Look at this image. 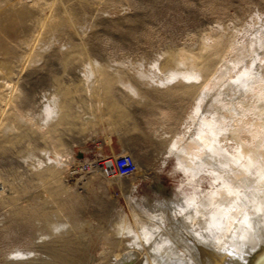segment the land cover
I'll return each instance as SVG.
<instances>
[{
	"label": "rangeland",
	"instance_id": "1",
	"mask_svg": "<svg viewBox=\"0 0 264 264\" xmlns=\"http://www.w3.org/2000/svg\"><path fill=\"white\" fill-rule=\"evenodd\" d=\"M31 1L0 3L26 9ZM42 2L33 24L0 26V264H156L161 196L181 197L173 206L194 215L216 182L211 169H179L182 144L218 106L200 99L203 88L193 97L170 92L204 79L185 82L196 67L168 57L207 58V82L228 69L220 100L248 102L264 73V0ZM102 73L116 82L97 100L92 81ZM64 94L68 118L56 122ZM224 143L231 155L236 144ZM122 154L145 174L105 178L97 161Z\"/></svg>",
	"mask_w": 264,
	"mask_h": 264
},
{
	"label": "bare ground",
	"instance_id": "2",
	"mask_svg": "<svg viewBox=\"0 0 264 264\" xmlns=\"http://www.w3.org/2000/svg\"><path fill=\"white\" fill-rule=\"evenodd\" d=\"M5 3H0V26L7 25V31H15L16 22L33 24L32 18L35 20L34 17L39 11L36 6L43 5L42 0H34L26 9H18L16 4L14 6ZM64 16L65 19L56 23L59 30L70 21L66 12ZM1 43L0 40V45ZM218 44V40L212 42V46ZM173 59L196 67L194 75H182L185 82L198 78L204 80L197 86L193 83L191 86H172L170 92L193 97L203 88L207 94L203 92L200 99L208 97L213 105L218 106L214 118H203L200 121L199 128L204 129L195 138L182 144L178 155L179 169L188 175L193 171L199 172L201 168L211 169L216 182L208 198L197 205L194 215L185 217L173 206L174 199L181 200L179 196H161L158 202L155 200L162 226L161 239L159 244H155V248L163 253L156 264H169L167 261L171 256L176 258L173 264H264V73H260L259 79L254 78L255 82L245 92V98L250 100L232 105L220 100V97L225 99L227 96L219 90L220 82L225 78L228 69L219 72L207 82L211 72L207 58L191 54L168 57V60ZM235 61L239 59L236 58ZM101 76L100 82L96 79L92 81L94 85L91 91L97 100L107 97L116 82L108 74L102 73ZM56 108V122L68 118L65 94L56 103ZM234 112L238 113L232 115ZM230 140L236 144L231 155L224 143ZM177 145L179 142L174 140L171 148L175 149ZM46 171L52 173L49 167ZM144 174L136 166L134 175L142 177ZM102 175L104 176L103 173ZM152 183L147 188L149 191L158 187V182ZM152 202V199L146 198L148 207ZM196 217L198 219L193 223ZM174 247L181 249V253H176ZM123 255L125 262L131 261L129 253Z\"/></svg>",
	"mask_w": 264,
	"mask_h": 264
},
{
	"label": "built area",
	"instance_id": "3",
	"mask_svg": "<svg viewBox=\"0 0 264 264\" xmlns=\"http://www.w3.org/2000/svg\"><path fill=\"white\" fill-rule=\"evenodd\" d=\"M97 166H99L105 178L127 179L133 176L136 171V163L129 154L102 157L97 161Z\"/></svg>",
	"mask_w": 264,
	"mask_h": 264
},
{
	"label": "water",
	"instance_id": "4",
	"mask_svg": "<svg viewBox=\"0 0 264 264\" xmlns=\"http://www.w3.org/2000/svg\"><path fill=\"white\" fill-rule=\"evenodd\" d=\"M254 263H256V261H254Z\"/></svg>",
	"mask_w": 264,
	"mask_h": 264
}]
</instances>
